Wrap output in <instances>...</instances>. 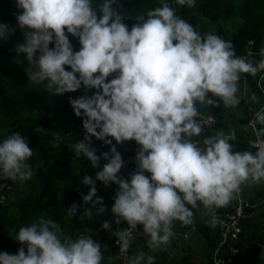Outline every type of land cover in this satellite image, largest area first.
I'll list each match as a JSON object with an SVG mask.
<instances>
[{"label":"clouds","instance_id":"1","mask_svg":"<svg viewBox=\"0 0 264 264\" xmlns=\"http://www.w3.org/2000/svg\"><path fill=\"white\" fill-rule=\"evenodd\" d=\"M118 2L15 0L22 9L16 21L24 30V41L14 50L26 54L28 80L38 85L46 81L50 92L63 94L82 86L85 92L99 90L92 96L69 98L74 114L84 117L86 130L84 138L69 145L72 151L94 168L101 158L107 161L95 180L83 176L82 183L91 187L82 201L100 205L96 211L104 213L96 180L105 186L118 184L111 212L117 224L123 221L127 227L114 232V220L113 232L109 221L102 227L115 238L124 264H155V258L143 252L126 255L138 226L147 237V247L158 250L175 235L174 222L192 224L194 210L202 207L209 216L207 223L214 227L216 209L232 200L235 204L243 187L264 183V108L248 123L256 132L251 142L254 152L236 150L234 130L218 129L214 135L202 136L213 118L204 120L200 113L201 108L220 102L225 108L237 107L241 75L264 71V46L257 61L237 55L231 40L197 30L167 0L139 14L129 28L112 7ZM174 3L192 7L195 0ZM14 31L0 22V41H7ZM66 33L78 37L79 50H73ZM50 43L54 46L49 47ZM110 75L113 78L108 79ZM250 100L257 101L255 93ZM257 125L262 126L258 131ZM89 134L107 144L113 138L117 144L134 140L140 146L135 155L138 170L130 179L118 175L123 154L112 146L97 155L88 142ZM32 156L28 138L19 132L0 139V180L31 179L33 168L28 161ZM77 208L75 203L67 207V216L76 217ZM93 216L85 208L78 218L92 220ZM13 238L22 247L16 254L0 251V264L104 261L102 243L83 232L73 239L55 220L43 216L19 227Z\"/></svg>","mask_w":264,"mask_h":264},{"label":"trees","instance_id":"2","mask_svg":"<svg viewBox=\"0 0 264 264\" xmlns=\"http://www.w3.org/2000/svg\"><path fill=\"white\" fill-rule=\"evenodd\" d=\"M167 2L176 9L181 18L196 29L200 25L203 29L210 26L211 29L207 32H215L224 39L231 40L237 55L245 54L249 40L254 41L257 52L264 46V0H195L192 7L177 5L174 0ZM157 6H160L159 0H119L118 4L112 5L123 16L124 23L129 28L137 23L136 18L139 14ZM21 11L22 9L16 7L15 0H0V22H6L15 29L7 41H0V139L14 132L28 138L29 146L33 149V156L28 161L33 168V176L24 182L0 180V193L6 196L5 204L0 205V251L16 254L22 245L13 238L14 232H17L19 227L30 224L37 217L43 216L55 220L62 230L68 226L74 230H83V233L102 243L104 256L112 259L118 252L115 238L100 232L98 221L94 217L92 220L78 218L87 208L82 201L85 188L81 185V179L84 175L93 178L95 168L85 157L76 156L69 146L82 139L84 119L74 114L69 98L92 96L99 90L91 88L85 92L82 86L73 92L56 94L54 91H48L44 83L35 85L25 74L17 71L19 63H28L26 54L14 50L15 45L24 41V30L18 27L16 21V15ZM66 35L69 36L73 50H79L78 37L68 33ZM53 46L49 44V47ZM13 55H19L20 59L14 60L11 57ZM261 74L263 78L258 84ZM111 78L112 75L108 77ZM247 79L252 92L261 99V104L254 103V108H250L245 100L241 101L238 106L242 110V113H239L240 126L228 130H234L236 133L237 139L234 142L236 150L247 149L254 152L256 149L247 144L251 134L248 123L254 119L257 111L264 108V71L257 72L255 76L247 74ZM200 113L212 115L216 120L215 123L205 126L202 136L214 135L216 130L223 129L221 126L227 119V112L222 102L216 107L201 108ZM256 127L260 129L262 126ZM128 145V141L118 143L117 149L120 152L124 151ZM123 157L130 167L137 165L128 160V153L125 151ZM73 203L78 206L77 216L70 218L66 210ZM233 211L234 203L230 202L228 206L216 209V216ZM198 228L207 248L211 249L212 264V250L219 241L218 230L207 223H199ZM146 240L147 237L142 239L148 248ZM263 242L264 236L253 245L249 253L241 251L239 259L234 264H242L241 258L246 261L247 258L258 254ZM128 252L130 256L134 255L133 245ZM154 258L155 264L179 262L164 261L165 256L161 253ZM103 264L117 263L103 261Z\"/></svg>","mask_w":264,"mask_h":264},{"label":"crops","instance_id":"3","mask_svg":"<svg viewBox=\"0 0 264 264\" xmlns=\"http://www.w3.org/2000/svg\"><path fill=\"white\" fill-rule=\"evenodd\" d=\"M250 87L249 81L247 80L244 82L241 78L237 95L240 97V102L245 100L246 104L252 108L254 106V102L250 100V96L253 94ZM239 104L234 109L224 107V110L227 112V119L225 120L224 125L221 126L223 130L240 126ZM128 144L129 145L126 149H124V151L126 154L128 153V160L133 164L136 163L135 155L140 146L134 140H128ZM92 148L96 150L97 155L103 152H108L110 149L97 146H92ZM98 163L99 167H95V173L100 171L107 161L101 158ZM145 175H150V173L145 172ZM93 179L95 180V174ZM81 185L85 188L84 195H86L91 186L84 185L82 183V179ZM95 187L97 189V196L102 198L103 205L106 208L105 212L98 213L96 211L100 205L93 206L91 203H83L93 212L94 219L98 221L99 231L109 237H113L108 230L102 227V224L104 221L111 222V230L113 232L114 216L111 212V207L114 203V197L119 186L118 184L111 182L108 186H105L103 182L96 180ZM238 197L248 199L251 203L250 207L246 208L244 218L241 222V227L243 229V235L241 237L243 242H241V248L245 253H249V251L253 248V245L257 244L261 237L264 236V183L252 184L250 186L243 187ZM93 199H95V197H93ZM231 202L234 203V200ZM206 212L207 210L202 207L194 210L193 222L187 226L181 225L178 221L174 222L173 231L175 235L170 239V242L167 245L161 246L158 250L146 248V245L142 241V239L146 236L143 234L142 227L138 226L137 230L133 234L134 238L131 242L134 254L137 252H143L146 256L152 255L155 257V255H159V253H161L165 256L166 260L164 261L167 262L176 260L179 261L178 264H186V262L191 264H211V249L207 248L206 241L198 228L199 223H207L209 220V216L205 214ZM212 228H215V226ZM63 231L65 234H69V236L73 239H75L78 233L83 232V230L80 229L74 230L70 226L63 228ZM104 262L124 264L121 259H117L116 257L107 259L104 256ZM248 264H264V242L261 244V250L259 253L248 258Z\"/></svg>","mask_w":264,"mask_h":264},{"label":"built area","instance_id":"4","mask_svg":"<svg viewBox=\"0 0 264 264\" xmlns=\"http://www.w3.org/2000/svg\"><path fill=\"white\" fill-rule=\"evenodd\" d=\"M257 53L258 52L254 48V41L249 40L246 45L245 54L242 56L256 61L255 57L257 56ZM241 78L244 82L248 80L247 74H242ZM262 78H263V74H261L260 77L258 78V84H260ZM201 116L204 118V120H208L209 117L213 118V120L210 121L206 126H209L210 124L215 123L216 121L212 115L201 113ZM249 129L251 131V134L247 140V144L249 147L254 148L251 146V142L255 141L256 132L251 127H249ZM256 130L258 131L259 128L256 127ZM68 134L70 135L71 132H68ZM85 134H86V130L83 128L82 138L85 137ZM109 139H112V144H107L103 140H100L95 136H91L89 134L88 142L90 143L91 147L95 145V146H100L102 148H111L112 146H115L117 148V142L113 138H109ZM122 159L124 160V165L122 166L118 175L123 177L124 179H130V175L138 170L137 166L130 167L129 165H127L123 157ZM5 200H6L5 194L0 193V205H4ZM250 205L251 204L248 200L239 198L234 204V211L232 213L217 216V222L215 224V227L216 229H218L219 241L212 250V264H234L239 259L241 255V248H240L241 235H242L241 222L244 218L246 208H249ZM124 227H127V225L124 224L123 221L117 224L114 219V232ZM126 255L129 256L128 252ZM117 257L121 259L123 263H126L124 259V255L120 254L119 251Z\"/></svg>","mask_w":264,"mask_h":264},{"label":"rangeland","instance_id":"5","mask_svg":"<svg viewBox=\"0 0 264 264\" xmlns=\"http://www.w3.org/2000/svg\"><path fill=\"white\" fill-rule=\"evenodd\" d=\"M197 29L199 30V31H201V32H207V31H209L210 29H211V27L210 26H207L205 29H203V26L202 25H200V26H198L197 27ZM19 55H13V56H11L14 60H18V59H20L19 57H18ZM260 59V56H259V52L257 53V56L255 57V60L257 61V60H259ZM28 64V63H27ZM27 64H23V63H19L18 65V67H17V71H20L21 73H23V74H25L26 75V77L28 78V75H27V71H26V69H27ZM46 82V81H45ZM45 82H41V84H45ZM33 83V82H32ZM34 84V83H33ZM35 85H38V84H35ZM256 95V94H255ZM257 96V95H256ZM254 103H257V105H260L261 104V99L259 98V96L257 97V101L256 102H254ZM252 108H254V106L252 107ZM242 110H240V113H242L241 112ZM251 114V113H250ZM232 118V117H231ZM61 129H57V131H60ZM65 131H68V129H65ZM124 153V151H121V155ZM243 242V241H242ZM240 247H241V244H240ZM241 251L242 252H244L243 251V249L241 248ZM240 262L242 263V264H248V258L246 259V261H244L242 258H241V260H240ZM250 262H252V261H250Z\"/></svg>","mask_w":264,"mask_h":264}]
</instances>
